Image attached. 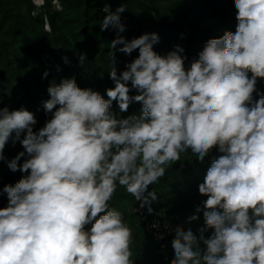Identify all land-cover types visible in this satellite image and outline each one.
<instances>
[{
  "label": "clouds",
  "instance_id": "obj_1",
  "mask_svg": "<svg viewBox=\"0 0 264 264\" xmlns=\"http://www.w3.org/2000/svg\"><path fill=\"white\" fill-rule=\"evenodd\" d=\"M234 6L235 30L210 38L186 68L181 46L154 51L155 32L126 40L124 3L115 11L105 5L100 31L117 33L107 99L73 76L49 84L42 106L51 116L39 129L25 107H0V162L27 173L0 187L8 197L0 208V264H134L132 229L109 203L117 187L143 205L156 199L149 186L181 154L203 162L213 149L219 155L198 185L206 199L187 218L202 212L205 224L198 235L173 229L170 264H264V92L256 87L264 79V0ZM134 50L138 56L118 73L116 53ZM134 103L139 113L123 115ZM10 139L23 150L8 159Z\"/></svg>",
  "mask_w": 264,
  "mask_h": 264
},
{
  "label": "rangeland",
  "instance_id": "obj_2",
  "mask_svg": "<svg viewBox=\"0 0 264 264\" xmlns=\"http://www.w3.org/2000/svg\"><path fill=\"white\" fill-rule=\"evenodd\" d=\"M14 1L17 7L10 6V9L15 16L20 15L24 34L34 42L30 46V55L22 52L24 45L16 35H11L10 24L0 15V96H3V104H0V107L7 106L10 110L25 107L35 114L38 121L35 129H39L51 116V113H46L42 106V102L49 99L47 93L49 84L55 82L58 85L63 78L73 76L79 87H90L107 99L106 89L114 87L111 79L105 81L103 75L95 74L93 70H89L91 68H83L78 59L71 58L67 52L61 53L56 45L47 41L46 38L51 37L47 12L53 13L59 7L58 2L26 0L31 3L35 16H39L40 23L37 27L27 19L23 20L27 2ZM116 1L100 0L102 16L97 25L95 24L93 34L94 39L99 42L101 54L107 56H109L111 40L116 38L117 33L113 29L101 32L99 24L106 15L105 5H109L111 10L115 11L118 7ZM159 5L168 16L169 24L165 30L150 28L139 30L141 26L136 10L129 8L127 13L121 14V21L126 28L120 35L131 41L144 33L155 32L160 40L154 45V51L166 55L174 50L176 45L181 46L184 49L181 55L185 57L186 68L198 58V53L203 50L210 38H217L224 30L231 29L227 18L236 16L234 0H160ZM73 45L82 50V55H85L90 64L102 67L103 62L99 56L91 54L83 45L75 42ZM133 52L138 55V50ZM119 54L116 53V58ZM64 57H67L68 63H65ZM45 71H48L49 75L47 78H42ZM256 87L258 91L264 92V79L258 80ZM131 94L137 93L133 90ZM140 108L141 104L134 103L123 115L138 114ZM113 109L119 111L115 102ZM22 150L19 142L13 145L10 139L5 146L4 155L11 159ZM218 155V151L213 149L210 155L200 162L190 152L181 154L180 161L167 166L165 176L158 183L149 186L148 191L155 193L156 199L152 200L148 197V202L143 205L123 187H117L109 203L111 207L124 213L125 222L132 229L131 250L134 264H170L174 258L171 244L174 238L173 229L178 225H182L185 229L191 228L194 233L199 234V229L205 224L202 212L194 221L187 222V218L194 213L195 206L206 199L199 194L198 185L203 181L211 160ZM25 175L27 173L11 172L6 163L0 162V187L4 184L14 185ZM145 196H148V193H145ZM7 204V194L0 196V208L6 207ZM154 223L157 224V228H149ZM165 224L168 225L167 228ZM154 231L163 232L162 241H155ZM210 233L211 229L205 235ZM137 244L142 251L136 249Z\"/></svg>",
  "mask_w": 264,
  "mask_h": 264
},
{
  "label": "trees",
  "instance_id": "obj_3",
  "mask_svg": "<svg viewBox=\"0 0 264 264\" xmlns=\"http://www.w3.org/2000/svg\"><path fill=\"white\" fill-rule=\"evenodd\" d=\"M27 2L22 0V2ZM57 1L59 7L52 12H47V18L50 24L51 37L46 38L51 44H54L62 52H67L71 58L78 59L83 54L82 50L76 48L73 42L88 48L93 55L99 56L102 60V67L96 64H90L85 58L82 67L91 68L95 74H100L108 81V72L111 70V57L101 54L99 42L94 39L95 24L101 19L102 12L100 8V0H45ZM160 0H117L116 4L119 7L124 3L127 10H136L140 29L150 28L158 31L165 30L168 26V16L163 12L162 7L159 5ZM26 14L23 17L35 26H39V16H35L32 12L31 3H26ZM10 6L17 7L14 0H0V15L3 16L5 22L10 24L9 31L11 35H16L18 40L24 45L22 52L30 55V46L34 41L29 39L23 32L22 18L20 15L14 14ZM7 9L5 12H2ZM227 22L232 30H235L237 21L236 16L228 17ZM93 23V24H91ZM43 32V31H42ZM44 34V32H43ZM73 41V42H72ZM120 53V52H119ZM138 55L134 54L125 55L120 53L116 58V66L118 73L125 70L126 63L131 62ZM69 71V68H67ZM95 77V76H94ZM124 215V213L122 212ZM136 249L141 250L140 245L137 244ZM145 251V250H143Z\"/></svg>",
  "mask_w": 264,
  "mask_h": 264
},
{
  "label": "built area",
  "instance_id": "obj_4",
  "mask_svg": "<svg viewBox=\"0 0 264 264\" xmlns=\"http://www.w3.org/2000/svg\"><path fill=\"white\" fill-rule=\"evenodd\" d=\"M149 228H157V224L154 223L153 225H150ZM161 236H163V232H155L154 231L155 241H157V242L162 241L163 238H161Z\"/></svg>",
  "mask_w": 264,
  "mask_h": 264
}]
</instances>
